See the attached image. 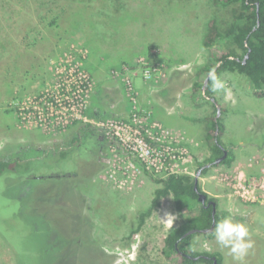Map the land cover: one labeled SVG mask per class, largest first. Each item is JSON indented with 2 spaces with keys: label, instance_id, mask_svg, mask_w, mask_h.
I'll return each instance as SVG.
<instances>
[{
  "label": "rangeland",
  "instance_id": "1",
  "mask_svg": "<svg viewBox=\"0 0 264 264\" xmlns=\"http://www.w3.org/2000/svg\"><path fill=\"white\" fill-rule=\"evenodd\" d=\"M236 7L210 0H0V156L17 146L31 147L27 155L65 147L75 120L99 128L70 159L52 164L62 177L35 167L40 178L28 196L20 194L36 233L53 225L67 236L66 255L54 264H182L165 255L164 237L200 204L178 210L169 194L138 227L139 215L150 208L156 178L196 176L210 155L213 100L194 98L191 84L210 56L233 47L228 39L202 44L208 20L215 16L224 30ZM217 78L224 84L213 95L221 141L232 159L199 172L198 183L225 217L247 226L253 247L237 262L214 235L198 233L190 249L219 252L222 264H264V97L252 93L244 75ZM139 132L155 158L166 150L167 158L152 165L158 169L133 149ZM65 170L74 178L65 180ZM22 176L8 186L0 178V192L22 184ZM11 198L0 197V207ZM0 264H15L1 239Z\"/></svg>",
  "mask_w": 264,
  "mask_h": 264
},
{
  "label": "trees",
  "instance_id": "2",
  "mask_svg": "<svg viewBox=\"0 0 264 264\" xmlns=\"http://www.w3.org/2000/svg\"><path fill=\"white\" fill-rule=\"evenodd\" d=\"M68 1L82 2L83 0ZM210 1L213 5L219 7H227L233 4H236L237 7L232 10L231 21L224 30L219 27L215 16L208 20L202 44L205 47H212L228 39L227 42H230L233 47L222 50L217 55L210 56L198 68L197 78L191 84L194 98L198 100L207 99L209 101L211 98L214 99L210 101L213 105L214 113L206 117L205 138L208 142L210 155L205 160L198 162L197 171L200 170L201 174L206 173L208 170L206 164L216 165L214 160L222 155V148H224L221 141L224 124L219 114L216 98L213 96L212 81L208 79L209 70L214 69L216 77L222 72L244 75L251 84L252 93L257 97H264V0ZM205 78H207V83L203 90ZM93 114L94 116H102L96 112H93ZM74 123L75 130L65 147L48 151H34L33 155H27L28 149L31 147L17 146L19 148L17 152L0 156V178L4 180L7 186L8 184L16 183L14 177L25 174L22 184L11 186L10 189L6 187L5 190L1 189L2 191L0 192V197L8 195L12 197L10 203H4L0 207V239L12 253L15 264H54L58 258L61 261L66 255L67 236L63 235L62 231H58V227L53 225L42 232L36 233L34 230L35 224L33 223L34 214H30V210L26 208L27 200L25 201V196L21 197L20 194L28 196L30 190H32V182L40 178V176H34L32 169L41 166V170L44 172L42 175L51 177L48 174L52 173V170L53 173L59 172L52 166L54 162L70 159L72 151H79L83 140L87 137H93L94 133L99 130L90 121L75 120ZM231 159L232 155L230 150H228L227 156L220 161V164L228 165L231 163ZM62 173L63 176L66 174L64 176L66 177L65 180L69 177L74 178V175H71L74 172L69 173L65 170ZM58 176L62 177L60 172ZM7 179L10 180L5 182ZM155 181L159 186L153 191L149 210L140 213L138 227L143 223L144 217L153 208L160 205V199L169 194H171L174 205L178 210L183 208L186 202H198L200 206L197 214L185 217L179 225L171 228L166 233L164 237L165 255L167 257L172 254L178 255L182 264H212V257L214 256L216 257V264H222V255L219 252L190 249L192 238L195 234L213 235V231L211 233L201 231L211 225L212 206L206 205L207 201L202 204L198 200V193L194 190V176L184 172H171L165 177L156 178ZM63 184L61 182V185ZM198 190L202 191L199 183ZM207 198V200L216 202L214 214L216 224V222L226 216L227 212L218 210V203L215 198L208 195ZM191 229L196 230L192 233H187ZM63 233H68V231L66 230ZM37 239L40 240L37 241ZM203 255L207 256V258L203 257Z\"/></svg>",
  "mask_w": 264,
  "mask_h": 264
},
{
  "label": "clouds",
  "instance_id": "3",
  "mask_svg": "<svg viewBox=\"0 0 264 264\" xmlns=\"http://www.w3.org/2000/svg\"><path fill=\"white\" fill-rule=\"evenodd\" d=\"M208 79L212 81L213 91L224 88V84L216 77L214 69L209 70ZM212 234L217 244L227 249L237 262H242L248 250L253 247L247 226L240 222H234L230 217L222 218L216 222Z\"/></svg>",
  "mask_w": 264,
  "mask_h": 264
},
{
  "label": "built area",
  "instance_id": "4",
  "mask_svg": "<svg viewBox=\"0 0 264 264\" xmlns=\"http://www.w3.org/2000/svg\"><path fill=\"white\" fill-rule=\"evenodd\" d=\"M138 138L135 140L136 143L131 142V144L133 145V149L139 154V156L142 158L143 163L148 166V167H155L152 165H155V162L157 160H161L162 158V162L167 158L166 154H165V149L163 148L162 150L159 148V158H155V154H154V150L149 146V144H146L145 142H148L149 138H146L145 140L142 138L141 133L139 132L138 134ZM172 158H176V159H181L184 161V158H181V156L179 154L173 153L171 155ZM156 168V167H155ZM158 169V168H156ZM171 173V172H168Z\"/></svg>",
  "mask_w": 264,
  "mask_h": 264
},
{
  "label": "water",
  "instance_id": "5",
  "mask_svg": "<svg viewBox=\"0 0 264 264\" xmlns=\"http://www.w3.org/2000/svg\"><path fill=\"white\" fill-rule=\"evenodd\" d=\"M207 83V78H205L204 80V84H203V90L205 87V84ZM212 100H214L213 98H211ZM223 149V153L221 156H219L218 158H216L214 160V163H220L221 160H223L226 156H227V150ZM200 170L197 171L196 176H194V190L198 193V200L204 204L205 200L207 199V195L205 192L198 190V175H199ZM206 205H211L212 206V222L211 225L205 229H202V232H206V233H211L214 229V225H215V218H214V214L216 211V202L214 200H208ZM196 229H191L189 230L187 233H192L194 232ZM203 257L207 258V256L203 255ZM196 258V257H194ZM212 264H216V257H212Z\"/></svg>",
  "mask_w": 264,
  "mask_h": 264
},
{
  "label": "flooded vegetation",
  "instance_id": "6",
  "mask_svg": "<svg viewBox=\"0 0 264 264\" xmlns=\"http://www.w3.org/2000/svg\"><path fill=\"white\" fill-rule=\"evenodd\" d=\"M206 166H209V164H206ZM207 199H208V198H207ZM207 199H206L205 201H208Z\"/></svg>",
  "mask_w": 264,
  "mask_h": 264
}]
</instances>
